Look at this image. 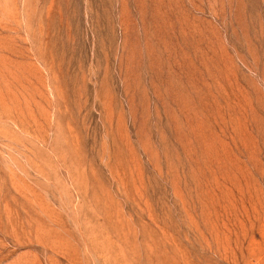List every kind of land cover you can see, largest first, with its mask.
I'll list each match as a JSON object with an SVG mask.
<instances>
[{"label": "rangeland", "instance_id": "obj_1", "mask_svg": "<svg viewBox=\"0 0 264 264\" xmlns=\"http://www.w3.org/2000/svg\"><path fill=\"white\" fill-rule=\"evenodd\" d=\"M0 264H264V0H0Z\"/></svg>", "mask_w": 264, "mask_h": 264}]
</instances>
